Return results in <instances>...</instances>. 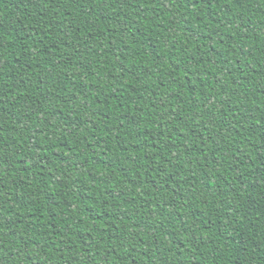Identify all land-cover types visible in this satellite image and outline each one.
Here are the masks:
<instances>
[{
  "label": "trees",
  "instance_id": "1",
  "mask_svg": "<svg viewBox=\"0 0 264 264\" xmlns=\"http://www.w3.org/2000/svg\"><path fill=\"white\" fill-rule=\"evenodd\" d=\"M0 264H264V0H0Z\"/></svg>",
  "mask_w": 264,
  "mask_h": 264
}]
</instances>
